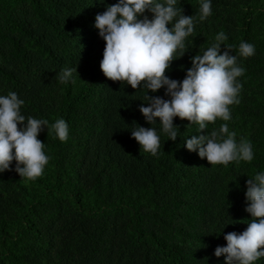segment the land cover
I'll return each mask as SVG.
<instances>
[{
    "label": "trees",
    "instance_id": "16d2710c",
    "mask_svg": "<svg viewBox=\"0 0 264 264\" xmlns=\"http://www.w3.org/2000/svg\"><path fill=\"white\" fill-rule=\"evenodd\" d=\"M203 2L177 0L182 15L195 18L194 31L166 76L182 81L192 57L225 34L221 54L228 50L245 69L239 103L228 121L200 134L226 123L237 143L250 141V162L209 165L184 146L198 125L173 118L178 137L169 140L159 120L150 125L139 112L143 85L104 77L95 16L118 0H0V96L15 92L26 120L48 121L37 138L50 157L35 180L21 178L15 161L0 173V264H225L214 251L226 234L247 228L246 182L264 172V0H210L201 21ZM242 42L255 54L240 57ZM65 68L76 72L61 82ZM147 94L170 99L165 88ZM58 119L68 126L63 142L47 131ZM136 125L157 131L155 156L131 138Z\"/></svg>",
    "mask_w": 264,
    "mask_h": 264
},
{
    "label": "clouds",
    "instance_id": "9594fccd",
    "mask_svg": "<svg viewBox=\"0 0 264 264\" xmlns=\"http://www.w3.org/2000/svg\"><path fill=\"white\" fill-rule=\"evenodd\" d=\"M176 3L177 0H118L97 14L94 27L105 44L100 71L108 80L126 83L134 90L143 85L147 92L139 112L150 125L159 120L169 140L178 137L173 118L198 125L199 134L188 138L184 146L189 152H197L209 165L250 162L253 159L250 141L241 139L237 143L236 132H230L226 123L210 134H200L217 119L228 121L229 106L239 103L241 85L237 78L245 69L237 65V57L229 55L228 50L221 54V45L227 39L225 34H217L216 42L203 55L192 57V66L182 81L166 76L177 50H180L179 58L182 57L186 52L185 38L194 31L195 18L182 15ZM146 11L152 14V19L143 15ZM210 15L211 3L205 0L199 8V19L202 21ZM238 51L240 57L247 58L255 54V46L242 42ZM73 71L76 68L62 69L60 81L67 82ZM161 88H165L170 99L148 96V92L155 93ZM23 104L15 92L0 96V173L9 170L15 161L14 171L21 178L35 180L43 174L50 159L45 154L44 143L37 138L48 121L32 117L26 120L20 112ZM47 131L61 142L68 138V126L63 119L56 120ZM131 138L153 156L161 147L160 136L152 127L136 125ZM246 189L245 211L251 217L247 228L240 234H226V246H218L214 251L217 258H226L225 264H254L264 257V172L248 178Z\"/></svg>",
    "mask_w": 264,
    "mask_h": 264
}]
</instances>
